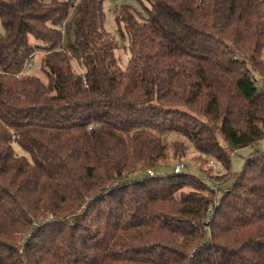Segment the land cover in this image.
<instances>
[{
	"label": "trees",
	"instance_id": "trees-1",
	"mask_svg": "<svg viewBox=\"0 0 264 264\" xmlns=\"http://www.w3.org/2000/svg\"><path fill=\"white\" fill-rule=\"evenodd\" d=\"M105 7L0 0V264H264V0H119L126 68Z\"/></svg>",
	"mask_w": 264,
	"mask_h": 264
},
{
	"label": "rangeland",
	"instance_id": "rangeland-1",
	"mask_svg": "<svg viewBox=\"0 0 264 264\" xmlns=\"http://www.w3.org/2000/svg\"><path fill=\"white\" fill-rule=\"evenodd\" d=\"M119 0H105L106 7L105 10L108 12L107 13V23H106V28L112 32V34L115 36L117 42H118V49L116 50V56L118 58V61L120 62V65L122 68H126L129 59H130V51L128 49V37L127 35L123 36L122 33L117 28L116 22H115V16H114V7L116 5V2ZM134 6L140 10L143 15L146 16V13L143 12L142 7L140 4H137L136 2H132ZM1 28V27H0ZM65 33V32H64ZM65 36V34H64ZM43 56V52L37 51L34 55V67L30 70L31 73H35L37 76H40L42 80H45V74L43 73L41 69V57ZM263 59H264V51H263ZM77 66V65H76ZM256 73L255 71L252 72ZM173 139V138H171ZM187 142V141H186ZM219 142L222 145H225L224 140L221 136H219ZM14 148L16 149L17 153H23V154H28L27 152H24L21 148L17 147L16 144H14ZM256 150L264 152V139H262L260 142H258L256 145H250L244 148L239 149L238 151L231 152V170L233 174L239 173L242 171L246 160L248 159V156L255 152ZM168 159L164 161H159L157 163H153L151 166L147 167L142 165L140 167V170L136 172L134 175L131 176L130 179H140L144 178L147 176V170L149 168H152L154 170V173L157 175H166L171 172H173L175 166L177 164H183V173H191L194 175H199L202 173L200 166H201V161L197 159V156L200 155V153L191 145L189 144V149L188 152L185 156H175L174 151L172 149H169L168 153ZM205 167V166H204ZM217 170H220V173L224 172L223 167H218L215 166ZM208 168V167H205ZM215 168V169H216ZM213 185L212 183H210ZM214 186V185H213ZM234 186V179L230 178V180L227 182V184L222 186V189H229L233 188ZM223 190H221L219 199L223 197Z\"/></svg>",
	"mask_w": 264,
	"mask_h": 264
},
{
	"label": "built area",
	"instance_id": "built-area-1",
	"mask_svg": "<svg viewBox=\"0 0 264 264\" xmlns=\"http://www.w3.org/2000/svg\"><path fill=\"white\" fill-rule=\"evenodd\" d=\"M71 1L73 2V9H74L80 0H71ZM62 32L63 33L65 32V25L64 24L62 25ZM33 67H34V63H33L32 59L27 60L25 62V64H24V66L22 67V69L14 72L13 74L16 77H18V76H20L22 74H25V73L29 72ZM0 71H2V70H0ZM252 77H253L254 80L258 81L259 84H262V82H263L262 78L258 74L253 73ZM183 167H184L183 164H177L176 167H175V172L176 173H181L182 170H183ZM148 173L152 175V174H154V170L152 168H149L148 169Z\"/></svg>",
	"mask_w": 264,
	"mask_h": 264
}]
</instances>
